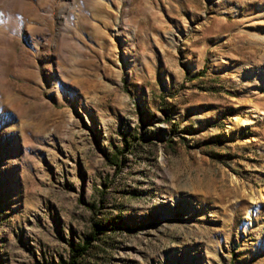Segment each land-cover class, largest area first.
I'll return each instance as SVG.
<instances>
[{
	"label": "rangeland",
	"instance_id": "rangeland-1",
	"mask_svg": "<svg viewBox=\"0 0 264 264\" xmlns=\"http://www.w3.org/2000/svg\"><path fill=\"white\" fill-rule=\"evenodd\" d=\"M94 219L85 264H264V0H0V264Z\"/></svg>",
	"mask_w": 264,
	"mask_h": 264
},
{
	"label": "trees",
	"instance_id": "trees-1",
	"mask_svg": "<svg viewBox=\"0 0 264 264\" xmlns=\"http://www.w3.org/2000/svg\"><path fill=\"white\" fill-rule=\"evenodd\" d=\"M120 138L127 147L125 135H121ZM103 224L100 220H92L89 224V228L80 241L68 243L67 255L65 258H61L58 261L51 264H85V257L90 255L93 251L94 244L99 240L100 234L104 231Z\"/></svg>",
	"mask_w": 264,
	"mask_h": 264
},
{
	"label": "bare ground",
	"instance_id": "bare-ground-1",
	"mask_svg": "<svg viewBox=\"0 0 264 264\" xmlns=\"http://www.w3.org/2000/svg\"><path fill=\"white\" fill-rule=\"evenodd\" d=\"M246 114H256V113H255V110H248L246 112ZM236 119H237V122H238L239 125L245 124V122H246L245 119H241V118H236ZM250 197H251L252 200H255V198H254L252 193H250ZM250 212L251 211H249L248 214H250Z\"/></svg>",
	"mask_w": 264,
	"mask_h": 264
}]
</instances>
